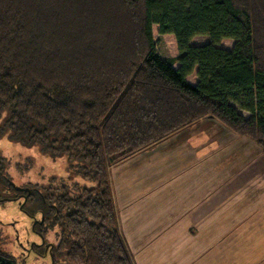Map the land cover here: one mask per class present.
<instances>
[{
  "label": "trees",
  "instance_id": "1",
  "mask_svg": "<svg viewBox=\"0 0 264 264\" xmlns=\"http://www.w3.org/2000/svg\"><path fill=\"white\" fill-rule=\"evenodd\" d=\"M152 26L176 59L157 54ZM205 118L264 158V0H0V140L62 157L88 184L43 200L30 188L23 209L56 230L55 264H133L108 168ZM7 168L0 154V184ZM0 264L16 261L0 250Z\"/></svg>",
  "mask_w": 264,
  "mask_h": 264
},
{
  "label": "crops",
  "instance_id": "2",
  "mask_svg": "<svg viewBox=\"0 0 264 264\" xmlns=\"http://www.w3.org/2000/svg\"><path fill=\"white\" fill-rule=\"evenodd\" d=\"M244 141L205 118L108 168L133 264H264V158Z\"/></svg>",
  "mask_w": 264,
  "mask_h": 264
},
{
  "label": "rangeland",
  "instance_id": "3",
  "mask_svg": "<svg viewBox=\"0 0 264 264\" xmlns=\"http://www.w3.org/2000/svg\"><path fill=\"white\" fill-rule=\"evenodd\" d=\"M152 37L156 44V52L160 57L173 60L177 58V47L173 35H159L158 27L152 26ZM208 43V37L197 36L189 44L198 47ZM233 45L234 41L223 40L217 47L230 50ZM176 66L177 64L174 65V67ZM196 82L197 79L193 73L192 77L188 78V83L195 84ZM242 114L244 117H248L246 113L242 112ZM0 123H2V119ZM240 139L250 142L249 150L247 149L250 152L248 154H261L252 141L241 137ZM239 144L240 142L237 141L235 149ZM0 154L2 158L8 160L7 174L14 178L19 185L27 182L39 188H58L63 185L70 187L73 184L88 186L87 183H83L76 176L71 175L69 165L64 158L48 156L38 147L16 145V143H11L3 138L0 140ZM33 225L34 219L22 212L16 201H0V250L13 257L16 264H52L49 256L41 257L38 254L40 249L36 248L38 253L31 250L33 246H39L42 241L39 235L33 232ZM46 241L56 244L54 233L48 234Z\"/></svg>",
  "mask_w": 264,
  "mask_h": 264
},
{
  "label": "flooded vegetation",
  "instance_id": "4",
  "mask_svg": "<svg viewBox=\"0 0 264 264\" xmlns=\"http://www.w3.org/2000/svg\"><path fill=\"white\" fill-rule=\"evenodd\" d=\"M48 156L50 155L48 154ZM71 175L74 176L72 172H71ZM30 188L35 191V194L41 200H43L45 196V192L48 189H50L51 191L57 189V188H52V187L39 188L38 186H34L31 183H27V182L23 185H19L17 182H15L14 178H12L11 176L7 174V177L4 179V182L0 184V201H12V202L16 201L20 206V210L24 212L25 214H27L29 217L34 219L33 232L39 235L42 241L39 246H33L31 250L34 251L35 253H38L36 248L40 249L38 254L41 257L49 256L52 260V264H55L54 259L52 257V250H53V247L56 246L58 243V240L56 237V233H57L56 230L49 233V234L54 233L56 244L49 243L48 241H46L47 235L43 236L40 232L35 230V226L41 225L43 222L42 211L38 209L34 211L33 215L31 216L23 209V206L26 204L27 196L31 192ZM58 264H64V263L58 262Z\"/></svg>",
  "mask_w": 264,
  "mask_h": 264
}]
</instances>
